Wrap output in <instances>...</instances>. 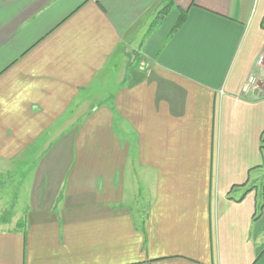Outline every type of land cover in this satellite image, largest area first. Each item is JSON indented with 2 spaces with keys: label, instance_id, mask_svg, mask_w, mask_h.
Masks as SVG:
<instances>
[{
  "label": "crops",
  "instance_id": "1",
  "mask_svg": "<svg viewBox=\"0 0 264 264\" xmlns=\"http://www.w3.org/2000/svg\"><path fill=\"white\" fill-rule=\"evenodd\" d=\"M263 52L264 0H0V264H264Z\"/></svg>",
  "mask_w": 264,
  "mask_h": 264
},
{
  "label": "rangeland",
  "instance_id": "2",
  "mask_svg": "<svg viewBox=\"0 0 264 264\" xmlns=\"http://www.w3.org/2000/svg\"><path fill=\"white\" fill-rule=\"evenodd\" d=\"M132 64V66H134L135 64H134V62H132L131 63ZM110 84L108 83V82H106V84L105 85H103V91H102V94H103V92H104V90L106 91V89H110V90H113V88H114V84H112L110 87H108ZM101 94V95H102ZM100 95V96H101ZM105 95V94H104ZM103 95V96H104ZM11 181V182H10ZM261 181L262 182H264V176H263V178L261 179ZM14 185H15V183H14V180L12 181V180H8V183H6V188H7V190H6V193L8 194V195H10L9 196V199H13L14 197H15V193H18V192H16V190L14 189ZM20 199H18L17 200V210H19L20 209ZM1 218H7V216H6V213L4 214V213H2V215L0 216Z\"/></svg>",
  "mask_w": 264,
  "mask_h": 264
},
{
  "label": "built area",
  "instance_id": "3",
  "mask_svg": "<svg viewBox=\"0 0 264 264\" xmlns=\"http://www.w3.org/2000/svg\"><path fill=\"white\" fill-rule=\"evenodd\" d=\"M257 66L264 71V52L259 55L257 59ZM256 81H257V78L254 75L250 76L248 78L247 87L255 84Z\"/></svg>",
  "mask_w": 264,
  "mask_h": 264
},
{
  "label": "trees",
  "instance_id": "4",
  "mask_svg": "<svg viewBox=\"0 0 264 264\" xmlns=\"http://www.w3.org/2000/svg\"><path fill=\"white\" fill-rule=\"evenodd\" d=\"M170 4H174V0H170ZM166 8V7H165ZM161 13H165V15H166V13H167V9H162L161 10ZM160 18H162V17H160ZM186 19V11L185 10H183V11H181L180 12V16H179V19H178V21H177V25H179V24H181L184 20Z\"/></svg>",
  "mask_w": 264,
  "mask_h": 264
}]
</instances>
